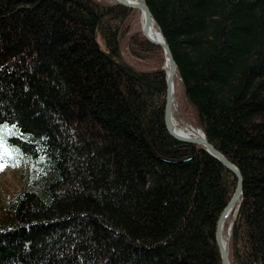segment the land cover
<instances>
[{"label": "trees", "instance_id": "16d2710c", "mask_svg": "<svg viewBox=\"0 0 264 264\" xmlns=\"http://www.w3.org/2000/svg\"><path fill=\"white\" fill-rule=\"evenodd\" d=\"M144 2L182 116L243 179L230 262L264 264V0ZM137 13L0 0V150L21 184L0 203V264H221L216 226L236 178L168 134L164 55L133 31ZM122 43L152 70L127 64Z\"/></svg>", "mask_w": 264, "mask_h": 264}, {"label": "water", "instance_id": "95a60500", "mask_svg": "<svg viewBox=\"0 0 264 264\" xmlns=\"http://www.w3.org/2000/svg\"><path fill=\"white\" fill-rule=\"evenodd\" d=\"M112 4L120 5L127 9L137 10L140 13V32L144 38L152 45L159 47L164 55L165 64L164 67L166 75V93H165V107H164V124L168 134L176 141L197 145L207 152L210 156L216 159L226 170L231 172L236 178V186L233 195L221 213L216 226L215 243L218 248L221 264H231L229 259V240L232 228V220L237 214V210L240 204V199L243 193V179L239 170L230 163L220 152H218L206 139L203 132L197 129L202 136H195L189 133H183L174 128V111H175V89L174 83L176 79L177 67L172 58L169 46L167 45L164 37L160 31L152 33L151 26L154 19L151 15L149 8L147 7L144 0H138V2H132L131 0H110ZM158 30V29H157ZM179 118H181L179 116ZM232 220L227 231L226 243L223 239V228L226 220L231 216Z\"/></svg>", "mask_w": 264, "mask_h": 264}, {"label": "rangeland", "instance_id": "374dc122", "mask_svg": "<svg viewBox=\"0 0 264 264\" xmlns=\"http://www.w3.org/2000/svg\"><path fill=\"white\" fill-rule=\"evenodd\" d=\"M99 1H103L105 3H111L110 0H99ZM131 25H132L133 31H140L141 24H140V13L139 12L136 14L134 19H132ZM120 52H121L122 59L130 66H133L134 68L142 69V70H152V67L150 65L149 66L143 65V64H140V66L136 65L135 61L128 55L126 51L125 43L121 44ZM182 102H183V91H182V87L180 85L179 79L176 78L174 122L179 129H182L185 132H191L193 130L197 131V129L191 126L188 123V121L182 116L180 112V107L182 105ZM179 116L181 118H179ZM9 136H10L9 132L0 128V148H3V144H4V147L6 148L5 142L9 138ZM7 154L8 153L0 150V156L3 157L2 159H0V164L4 165L3 170H0V203L2 201H5L11 198L12 194L15 191L19 190V188L21 187L20 167L19 165H16L12 161V157L8 156ZM231 220H232V215L226 220V223L224 226V232H223V234L225 233V235H227L228 227L230 225Z\"/></svg>", "mask_w": 264, "mask_h": 264}, {"label": "bare ground", "instance_id": "6f19581e", "mask_svg": "<svg viewBox=\"0 0 264 264\" xmlns=\"http://www.w3.org/2000/svg\"><path fill=\"white\" fill-rule=\"evenodd\" d=\"M132 2H138V0H131ZM137 11V10H136ZM141 22V21H140ZM151 31H152V33H154L155 34V32H158V30H157V27H156V25L153 23L152 24V26H151ZM156 35V34H155ZM157 36V35H156ZM158 37V36H157ZM165 70H166V68H165ZM175 84H176V79H175V83H174V89H175ZM174 128L176 129V130H178V131H180V132H183V133H189V134H193V135H195V136H202L201 135V133L200 132H198V131H191V132H185L184 130H182V129H179L178 127H177V125L175 124V122H174ZM223 232H224V228H223ZM223 239H224V241L227 243L228 242V240H227V236L225 235V233L223 234Z\"/></svg>", "mask_w": 264, "mask_h": 264}, {"label": "snow or ice", "instance_id": "6c2138e0", "mask_svg": "<svg viewBox=\"0 0 264 264\" xmlns=\"http://www.w3.org/2000/svg\"><path fill=\"white\" fill-rule=\"evenodd\" d=\"M3 157L2 156H0V159H2ZM3 168H4V165L3 164H0V170H3Z\"/></svg>", "mask_w": 264, "mask_h": 264}]
</instances>
